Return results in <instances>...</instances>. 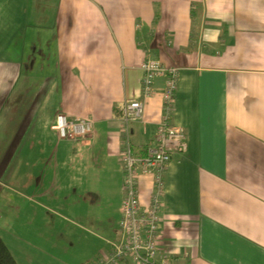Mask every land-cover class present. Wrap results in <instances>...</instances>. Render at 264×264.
Instances as JSON below:
<instances>
[{
	"label": "crops",
	"instance_id": "0c3cea01",
	"mask_svg": "<svg viewBox=\"0 0 264 264\" xmlns=\"http://www.w3.org/2000/svg\"><path fill=\"white\" fill-rule=\"evenodd\" d=\"M148 57L180 68L188 143L164 175L159 257L264 264V0H0V235L18 264H103L120 240V108ZM164 85L131 126L135 153ZM61 113L93 132L61 138ZM138 191L146 207L150 176Z\"/></svg>",
	"mask_w": 264,
	"mask_h": 264
},
{
	"label": "built area",
	"instance_id": "2783aa9c",
	"mask_svg": "<svg viewBox=\"0 0 264 264\" xmlns=\"http://www.w3.org/2000/svg\"><path fill=\"white\" fill-rule=\"evenodd\" d=\"M140 68L141 97L126 100L121 105L124 146L123 191L119 230L121 238L111 243V254L103 258V264H117L131 259L137 264H172L167 256L159 257V225L161 221L162 198L165 194L164 175L172 155L186 152L187 136L184 128L172 123L174 101L178 88L180 68L166 66L156 58L148 57ZM165 77L161 92L162 115L152 144L135 153L131 140L132 124L144 119L146 100L155 93V81ZM53 128L63 139L85 137L93 132L94 121L88 117L70 118L57 114ZM142 176L152 178V193L146 207L141 204L138 184Z\"/></svg>",
	"mask_w": 264,
	"mask_h": 264
},
{
	"label": "trees",
	"instance_id": "16d2710c",
	"mask_svg": "<svg viewBox=\"0 0 264 264\" xmlns=\"http://www.w3.org/2000/svg\"><path fill=\"white\" fill-rule=\"evenodd\" d=\"M0 264H18L9 247L0 235Z\"/></svg>",
	"mask_w": 264,
	"mask_h": 264
}]
</instances>
